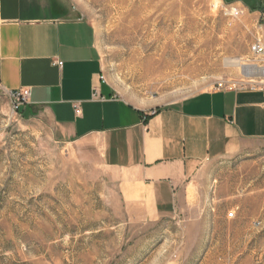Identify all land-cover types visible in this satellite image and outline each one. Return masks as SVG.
<instances>
[{
	"label": "rangeland",
	"instance_id": "obj_1",
	"mask_svg": "<svg viewBox=\"0 0 264 264\" xmlns=\"http://www.w3.org/2000/svg\"><path fill=\"white\" fill-rule=\"evenodd\" d=\"M64 1L95 28L104 73L135 105L249 85L229 59L264 66L250 52L263 17L242 4ZM254 146L202 166L175 218L134 222L95 153L0 90V264H264V146Z\"/></svg>",
	"mask_w": 264,
	"mask_h": 264
},
{
	"label": "crops",
	"instance_id": "obj_2",
	"mask_svg": "<svg viewBox=\"0 0 264 264\" xmlns=\"http://www.w3.org/2000/svg\"><path fill=\"white\" fill-rule=\"evenodd\" d=\"M0 90L30 91L25 107L95 153L134 222L175 218L202 166L264 146V85L130 103L104 73L95 28L64 0H0Z\"/></svg>",
	"mask_w": 264,
	"mask_h": 264
},
{
	"label": "built area",
	"instance_id": "obj_3",
	"mask_svg": "<svg viewBox=\"0 0 264 264\" xmlns=\"http://www.w3.org/2000/svg\"><path fill=\"white\" fill-rule=\"evenodd\" d=\"M238 13H236L237 15ZM250 52L256 56V57H260L264 55V46L262 44V42L260 40H257L250 48ZM258 68H261L264 70V66H260ZM264 73V71H263ZM254 82V81H253ZM250 82L248 83L249 85H243L239 88V90H256L258 88V85L256 83ZM10 97L12 99L13 104L15 105L16 108H19V106H22L24 104H26V102L28 101L29 97H30V91L28 90H19V91H15V93H11ZM227 218L232 219L234 218V213L230 212L227 215Z\"/></svg>",
	"mask_w": 264,
	"mask_h": 264
},
{
	"label": "bare ground",
	"instance_id": "obj_4",
	"mask_svg": "<svg viewBox=\"0 0 264 264\" xmlns=\"http://www.w3.org/2000/svg\"><path fill=\"white\" fill-rule=\"evenodd\" d=\"M242 60L241 59H229L228 61H226V66L230 67V66H235L238 69H240L241 73L243 74L244 77L248 78L247 76H257V79H261L262 77H264V73H263V69L258 68L257 66L251 65V64H245L242 65ZM252 79V80H251ZM255 78L253 77H249L247 80L248 82H255V80H253ZM263 80V79H262Z\"/></svg>",
	"mask_w": 264,
	"mask_h": 264
},
{
	"label": "trees",
	"instance_id": "obj_5",
	"mask_svg": "<svg viewBox=\"0 0 264 264\" xmlns=\"http://www.w3.org/2000/svg\"><path fill=\"white\" fill-rule=\"evenodd\" d=\"M225 4L233 3V2H240L242 5L247 7L250 12H260L264 15V0H223ZM262 24L264 25V16L261 20Z\"/></svg>",
	"mask_w": 264,
	"mask_h": 264
},
{
	"label": "water",
	"instance_id": "obj_6",
	"mask_svg": "<svg viewBox=\"0 0 264 264\" xmlns=\"http://www.w3.org/2000/svg\"><path fill=\"white\" fill-rule=\"evenodd\" d=\"M247 77H248V78H249V77L258 78L257 76H254V75H253V76L248 75Z\"/></svg>",
	"mask_w": 264,
	"mask_h": 264
}]
</instances>
